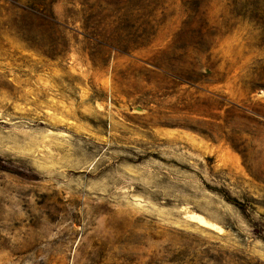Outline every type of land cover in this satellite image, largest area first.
I'll list each match as a JSON object with an SVG mask.
<instances>
[{
    "label": "rangeland",
    "instance_id": "1",
    "mask_svg": "<svg viewBox=\"0 0 264 264\" xmlns=\"http://www.w3.org/2000/svg\"><path fill=\"white\" fill-rule=\"evenodd\" d=\"M0 264H264V0H0Z\"/></svg>",
    "mask_w": 264,
    "mask_h": 264
},
{
    "label": "bare ground",
    "instance_id": "2",
    "mask_svg": "<svg viewBox=\"0 0 264 264\" xmlns=\"http://www.w3.org/2000/svg\"><path fill=\"white\" fill-rule=\"evenodd\" d=\"M191 217V216H190ZM193 218H195V219H197V221H199L200 222V224L201 223H203V224H206V226L207 225H211L212 226V224H214V223H212L211 224V222H209L206 218H205V216H202V214L200 215V214H194L193 215ZM194 220V219H193ZM216 225V224H215ZM214 225V226H215ZM217 227V226H216ZM212 228H213V226H212Z\"/></svg>",
    "mask_w": 264,
    "mask_h": 264
},
{
    "label": "water",
    "instance_id": "3",
    "mask_svg": "<svg viewBox=\"0 0 264 264\" xmlns=\"http://www.w3.org/2000/svg\"><path fill=\"white\" fill-rule=\"evenodd\" d=\"M140 110H142V108H139Z\"/></svg>",
    "mask_w": 264,
    "mask_h": 264
}]
</instances>
